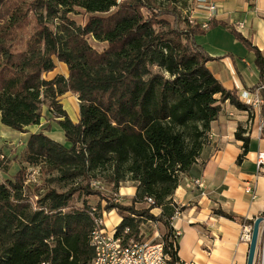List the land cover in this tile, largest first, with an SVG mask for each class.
Returning <instances> with one entry per match:
<instances>
[{"label":"trees","instance_id":"trees-1","mask_svg":"<svg viewBox=\"0 0 264 264\" xmlns=\"http://www.w3.org/2000/svg\"><path fill=\"white\" fill-rule=\"evenodd\" d=\"M193 3L0 0V121L29 133L41 125L46 107L67 142L50 137L47 128L31 133L19 170L1 178L0 264H91L96 219L112 210L122 218L116 236L124 243L144 239L146 222L161 223L168 264L180 259L172 218L186 208L173 201L181 176L198 163L226 101L252 109L209 69L218 57L196 37L225 24L211 19L204 27L192 19ZM76 9L87 15L84 24L70 16ZM231 30L254 49L264 79L262 53ZM57 61L68 66V77L46 78ZM68 92L78 97V122L60 102ZM246 131L240 126L236 132L244 153ZM10 168L0 161L2 173ZM32 169L42 180L38 187L29 181ZM127 182L136 186L130 204L103 190V184L117 191ZM91 197L100 200L94 205ZM148 198L154 202L147 204ZM155 208L162 213L154 215ZM214 213L241 219L221 209Z\"/></svg>","mask_w":264,"mask_h":264},{"label":"crops","instance_id":"crops-1","mask_svg":"<svg viewBox=\"0 0 264 264\" xmlns=\"http://www.w3.org/2000/svg\"><path fill=\"white\" fill-rule=\"evenodd\" d=\"M212 1L218 4L215 20L225 25H218L197 36L196 41L211 56L218 57L208 63L215 77L225 88L236 90L238 94L242 88L257 85L260 73L254 49L239 40L231 29L264 57V0ZM192 15L201 23L206 20L203 11L192 10ZM232 46L237 47L236 53ZM56 63V69L46 74V78L52 79L58 74L68 77V66ZM246 73L253 80L255 78L254 83L246 79ZM60 102L70 118L78 122L80 106L77 95L68 92L60 97ZM42 120L46 121V118ZM260 124L258 107H252L250 111L239 110L229 101L223 104L219 118L211 123L209 141L201 158L188 173L181 176L180 185L173 195L176 205L186 207L183 211L178 210L172 219L181 260L198 264H247L250 242L241 240L244 226H253L257 218L264 216V168L257 165L258 153L264 151V134L260 132ZM240 126L247 130L244 135L250 137L246 153L244 141L236 138ZM37 127L30 126V132L22 134L30 136L42 131ZM52 130L46 133L53 139L55 134L62 137L61 142L67 144L59 125ZM135 194L133 183L130 186L121 185L116 193L119 197H129L131 201ZM217 209L234 213L241 219L253 221V224L217 215L214 213ZM152 213L159 215L162 209L155 208Z\"/></svg>","mask_w":264,"mask_h":264},{"label":"built area","instance_id":"built-area-1","mask_svg":"<svg viewBox=\"0 0 264 264\" xmlns=\"http://www.w3.org/2000/svg\"><path fill=\"white\" fill-rule=\"evenodd\" d=\"M193 6V12L194 10H199L205 13L206 20L202 23L204 27L207 26L208 21L215 19L218 15V4L212 0H195ZM192 19H196L194 15H192ZM237 96L242 98V102L250 103V107H258V115L261 116L260 132L262 133L264 131V79L260 80L255 88H242ZM2 158H4V156H2ZM257 165L260 168H264V151L258 153ZM38 174L39 172L37 169H32L29 181H33ZM93 185L98 186L100 183L94 182ZM116 202H119V200H116ZM153 202V199H147V204H152ZM96 210L97 209H93V212ZM104 213L102 217L96 219L98 243L96 244V253L94 257L95 264H168L171 260V257L165 253L163 241L155 239L135 240L131 251H123L124 242L121 237L116 236L117 228L113 234L105 230ZM252 228L253 226H244L241 235L242 241L250 242ZM128 231L129 229H126L125 233H128ZM258 251L264 258V223L261 227ZM48 264L51 263L48 262ZM174 264L198 263L179 259Z\"/></svg>","mask_w":264,"mask_h":264},{"label":"rangeland","instance_id":"rangeland-1","mask_svg":"<svg viewBox=\"0 0 264 264\" xmlns=\"http://www.w3.org/2000/svg\"><path fill=\"white\" fill-rule=\"evenodd\" d=\"M70 16L72 17V19L76 21L77 24H80V25L84 24L87 20V15L80 9H76L75 12L72 13ZM91 42L99 50H102L104 47V44L96 43L93 40ZM232 47L233 48L231 49L233 50V52H235L237 47L235 46H232ZM245 76H246V79L250 83L255 82V78L253 80L250 74L246 73ZM44 115H45L46 121L42 120V125L38 126L37 127L38 129H42V131H44V129L47 128V130L45 131L51 132L53 131L52 129L54 127L58 128V124L53 122L54 120L52 119L46 107L44 108ZM49 122L51 123V125L50 124L48 125ZM48 127H51V128L48 129ZM262 133L264 134V131ZM55 136H56L55 140L59 142L62 141V137H59L56 134ZM28 137L29 136L27 134H22L21 132L13 128L7 127L3 125L0 121V161L6 160V162L9 163L11 167L8 173L1 172L2 179H7V178L12 177L19 170L20 168L19 159L21 157L22 151L26 147V141ZM2 156H4V158H2ZM41 182L42 180L40 179L39 174L36 175V178L33 181L31 180V184H33V186L36 184L35 185L36 187L40 186ZM123 185L130 186L132 185V182H127V183H124ZM103 190L107 195L116 197L117 200H119V202L123 204H129L131 201V199L127 196L119 197L118 195H116L117 191L113 190L111 186H108L107 184H103ZM89 200L91 201L92 204L96 205L100 199L98 197H91L89 198ZM114 211L116 210H112L109 212L106 211L103 217L105 230L110 234L114 233L115 229L117 228V226L122 220L119 214ZM164 232H165V226L161 223L148 221L142 226V234H143L144 239H155V240L162 241V236ZM258 250H259V244H258ZM255 264H264V258L262 257V254H259V251H257Z\"/></svg>","mask_w":264,"mask_h":264},{"label":"water","instance_id":"water-1","mask_svg":"<svg viewBox=\"0 0 264 264\" xmlns=\"http://www.w3.org/2000/svg\"><path fill=\"white\" fill-rule=\"evenodd\" d=\"M263 223H264V216L263 217L261 216L257 218L253 224L247 264H255L256 255L258 251V244L261 235V227Z\"/></svg>","mask_w":264,"mask_h":264},{"label":"bare ground","instance_id":"bare-ground-1","mask_svg":"<svg viewBox=\"0 0 264 264\" xmlns=\"http://www.w3.org/2000/svg\"><path fill=\"white\" fill-rule=\"evenodd\" d=\"M148 199H152V198H148ZM97 243H98V234H97L96 228H95L93 235H92V240H91V244L94 248V257H95V253H96V244ZM133 243H135L134 239H130L127 243H123V251H131L133 249ZM41 264H48V262H42ZM91 264H95V258H93Z\"/></svg>","mask_w":264,"mask_h":264}]
</instances>
